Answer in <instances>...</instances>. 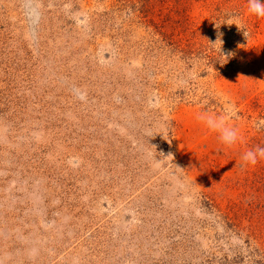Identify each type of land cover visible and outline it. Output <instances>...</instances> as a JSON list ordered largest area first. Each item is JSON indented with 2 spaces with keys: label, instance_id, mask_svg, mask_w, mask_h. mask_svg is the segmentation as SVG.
<instances>
[{
  "label": "rangeland",
  "instance_id": "1",
  "mask_svg": "<svg viewBox=\"0 0 264 264\" xmlns=\"http://www.w3.org/2000/svg\"><path fill=\"white\" fill-rule=\"evenodd\" d=\"M261 119L248 0H0V264H264Z\"/></svg>",
  "mask_w": 264,
  "mask_h": 264
},
{
  "label": "clouds",
  "instance_id": "2",
  "mask_svg": "<svg viewBox=\"0 0 264 264\" xmlns=\"http://www.w3.org/2000/svg\"><path fill=\"white\" fill-rule=\"evenodd\" d=\"M248 13L250 15L256 16L257 18H264V3H262L261 0H248ZM214 23L218 30L217 39L215 43H211L209 40H206L209 42L213 49H215V47L219 45L220 56L228 61V59L234 56L235 53L229 52L227 55L223 53V34L219 32V28L221 27V25H236L238 29L243 31V34L245 35L247 40L251 36V33L243 25L240 17L234 14L227 15V17L222 22L214 21ZM217 24H219L218 27ZM236 111V105L230 103L226 108V115L224 117H215L210 115H202L200 117L210 131L218 133L219 141L224 146L229 148L236 145L241 139L239 128L226 122L227 118L235 116ZM255 126L257 129L264 127V119L259 120ZM262 158H264V148L250 149L243 154L241 167L255 166Z\"/></svg>",
  "mask_w": 264,
  "mask_h": 264
},
{
  "label": "trees",
  "instance_id": "3",
  "mask_svg": "<svg viewBox=\"0 0 264 264\" xmlns=\"http://www.w3.org/2000/svg\"><path fill=\"white\" fill-rule=\"evenodd\" d=\"M262 171L264 172V168H262ZM262 180H263V178H262Z\"/></svg>",
  "mask_w": 264,
  "mask_h": 264
}]
</instances>
